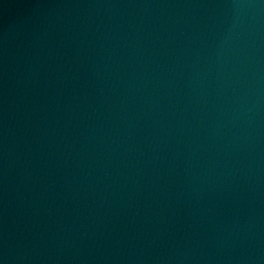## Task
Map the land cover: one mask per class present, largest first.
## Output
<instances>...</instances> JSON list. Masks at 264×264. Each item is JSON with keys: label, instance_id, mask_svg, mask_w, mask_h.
<instances>
[{"label": "water", "instance_id": "1", "mask_svg": "<svg viewBox=\"0 0 264 264\" xmlns=\"http://www.w3.org/2000/svg\"><path fill=\"white\" fill-rule=\"evenodd\" d=\"M0 264H264V0H0Z\"/></svg>", "mask_w": 264, "mask_h": 264}]
</instances>
